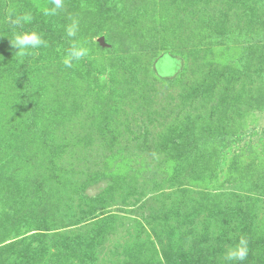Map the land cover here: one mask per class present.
<instances>
[{
    "label": "rangeland",
    "instance_id": "1",
    "mask_svg": "<svg viewBox=\"0 0 264 264\" xmlns=\"http://www.w3.org/2000/svg\"><path fill=\"white\" fill-rule=\"evenodd\" d=\"M50 7L0 0V264H264V0Z\"/></svg>",
    "mask_w": 264,
    "mask_h": 264
},
{
    "label": "clouds",
    "instance_id": "2",
    "mask_svg": "<svg viewBox=\"0 0 264 264\" xmlns=\"http://www.w3.org/2000/svg\"><path fill=\"white\" fill-rule=\"evenodd\" d=\"M52 7L44 10L45 15H56L58 10L64 7V0H51ZM6 22L11 30V36H8L12 48L15 49L14 54L19 58H24L32 54V50L47 46V42L42 35L35 30H24V25L31 23L32 15L30 13L16 14L14 9H9L6 14ZM78 22L73 21L66 29L69 37L77 34ZM88 49L83 46L74 45L65 57L62 63L66 68L73 67L74 61H80L88 55ZM249 256V243L247 238L241 237L238 243L225 250L224 259L231 264H244Z\"/></svg>",
    "mask_w": 264,
    "mask_h": 264
}]
</instances>
